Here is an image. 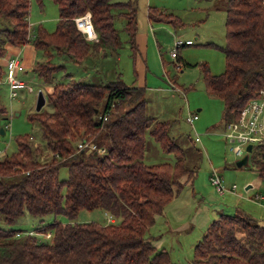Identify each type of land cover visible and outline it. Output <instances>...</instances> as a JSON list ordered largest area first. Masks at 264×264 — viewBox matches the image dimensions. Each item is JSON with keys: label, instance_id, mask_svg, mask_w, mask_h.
I'll return each mask as SVG.
<instances>
[{"label": "trees", "instance_id": "trees-1", "mask_svg": "<svg viewBox=\"0 0 264 264\" xmlns=\"http://www.w3.org/2000/svg\"><path fill=\"white\" fill-rule=\"evenodd\" d=\"M51 1L58 8L55 29L39 24L30 35V0H0V19L11 23L3 30L0 57L5 56V44L28 43L48 57L62 55L76 63L92 52H116L122 45L116 17L124 19L123 30L135 47L136 1ZM85 12L91 14L97 42L86 41L75 27L74 18ZM225 14L223 72L212 74L206 63L195 64L205 91L223 103L224 127L264 88V0H226ZM148 18L173 25L179 21L151 9ZM62 67L46 60L32 68L44 83L52 84L46 99L53 108L28 115L40 126L45 150L24 134L15 138L16 151L0 159V215L7 226H0V264H171L168 251L145 236L193 176L183 149L170 134V121L146 115L142 88L126 86L119 78L85 83L70 74L66 81L55 82L54 73ZM6 73L0 65V80ZM7 115L0 99V120ZM146 132L175 155L173 163L144 162ZM82 140L106 152L86 156L87 151L76 149ZM254 163L264 177V161ZM60 167L67 169L66 179L59 178ZM81 209H100L114 222L53 221L36 228L41 234L50 232L48 242L12 228L24 214L40 222L48 214L73 221ZM193 253L191 264H264V225L246 215L219 214Z\"/></svg>", "mask_w": 264, "mask_h": 264}, {"label": "rangeland", "instance_id": "rangeland-1", "mask_svg": "<svg viewBox=\"0 0 264 264\" xmlns=\"http://www.w3.org/2000/svg\"><path fill=\"white\" fill-rule=\"evenodd\" d=\"M133 1L137 3V34L145 35V44L147 43L142 55L145 67L142 70L146 74V115L171 122L170 134L184 151L186 168L193 171V176L166 204L163 212L156 217L154 225L147 229L145 236L157 248L163 247L168 251L171 264H191L194 245L201 239L209 223L219 214L246 215L264 225V177L259 176L254 165L257 153L254 151L248 154L244 165H236L240 157L230 151V144L223 136V103L205 91L200 69L195 66L204 62L212 74H219L224 70L221 47L225 44L226 0ZM149 7L172 14L183 26L173 28L170 23H155L153 20L148 22ZM57 19L58 8L51 0H43L42 6L36 0H30V35L35 33L39 24L46 30L53 31ZM123 23L122 17L115 18L117 32L122 41L121 48L116 52L107 50L104 57L99 54L95 66V60L83 65L66 61L62 55L48 57L43 50L38 49L31 55V63L49 60L62 65L54 73L55 82L66 81L67 74H71L74 79L85 83L103 84L120 78L126 86H138L141 75L138 63L141 56L129 44ZM9 25L11 23L7 19H0V45L1 37H4L3 30L9 28L6 27ZM176 38L190 40L191 44L172 49ZM172 51L175 57L171 56ZM2 69L5 73V68ZM20 78L26 84L17 89V96L12 100L5 84V75L0 83V99L8 114L6 120H0V126L5 130V134L0 136V159L16 151L15 138L19 135H30L34 144L45 150L40 126L38 122L30 121L28 115L36 112L38 91H42L46 99L49 85L52 84L44 83L31 69ZM27 86L33 91H27ZM51 105L46 99L42 109L50 111L53 108ZM188 112H197L198 115L193 121V128L186 120ZM194 131L200 135V143L193 141ZM145 139L147 148L143 159L146 164L175 161V155L165 152L148 132ZM87 154L89 153L86 152L85 155L88 156ZM212 169L222 177L226 189L223 194H218L210 183ZM58 175L60 179H66L67 169L60 167ZM181 180H185V177ZM62 193H65V189H62ZM53 221L110 223L108 213L100 209H81L73 221L61 214H48L40 222L29 214H24L12 228L33 232L40 240L48 242L50 238L37 232L36 228ZM0 226L7 228L1 215Z\"/></svg>", "mask_w": 264, "mask_h": 264}, {"label": "built area", "instance_id": "built-area-1", "mask_svg": "<svg viewBox=\"0 0 264 264\" xmlns=\"http://www.w3.org/2000/svg\"><path fill=\"white\" fill-rule=\"evenodd\" d=\"M74 23L76 29L82 34L86 41H98V36L94 29L90 12H85L82 15L76 16L74 18ZM188 44H191L190 40L184 41L176 38L174 40V48L172 49ZM171 56L175 57L173 51L171 52ZM5 67L7 70L6 80L8 83L9 97L12 100L17 96V89L25 85L16 77V74L22 72L25 69V66L18 55H13L6 59ZM27 91L32 92L33 90L30 86H27ZM197 118V112H188L186 116V120L191 124L192 128L193 121ZM104 119H106V117H104ZM223 136L230 144V151L235 156L241 158L244 154H250L255 151V153H257V160L264 161V88L259 91L257 97L248 100L244 104L234 120L229 121L225 125ZM193 141L201 142L200 135L196 132ZM247 145L251 146L250 152L246 151ZM76 149L78 151H87L89 153L93 152L94 154H104L106 152L104 147H99L93 143L86 142L85 140L78 142ZM210 183L218 194H223L226 191L222 182V177L214 169H212ZM233 187L234 186H232V188ZM113 220L114 219L109 216V221L113 222ZM28 233L32 234L33 232ZM16 235L19 236L18 233ZM46 236L50 237V233H47Z\"/></svg>", "mask_w": 264, "mask_h": 264}, {"label": "crops", "instance_id": "crops-1", "mask_svg": "<svg viewBox=\"0 0 264 264\" xmlns=\"http://www.w3.org/2000/svg\"><path fill=\"white\" fill-rule=\"evenodd\" d=\"M136 6H137V3H136ZM150 9H155V11H157V8H150L149 7L148 11H150ZM157 12L160 13L162 11H157ZM162 13H164V12H162ZM147 18H148V15H147ZM149 21H151V20L148 18V22ZM154 22L157 23V21H154ZM29 26H30V24H29ZM182 26H183V24L180 21H178V23L172 25L173 28H175V27H182ZM145 38H146L145 35H142V34H139V33L137 34V11H136V33H135V36H134V46H135L134 48L137 50V52L141 56V60L138 63V69H139V72L141 73V75H140V80H139L140 83H139L138 86H135V87L142 88L144 90V95H145V88H146V83H145L146 74H144L145 73V70H142V69L145 68L144 67V64L142 62V55L144 54V51L147 48V43L145 44V42H146V39ZM4 47L6 49V53H5V56L4 57H0V65L1 66H4L5 65V61H6V59L8 57L13 56V55H18L22 59V61L24 63V66H25V69L22 72H18L16 74V77L19 80H21L24 84H26L25 81H23L20 78V76L22 74L24 76L27 75V70H30L31 69V71H32V68H33V66H34L35 63H31L32 62L31 55H33L35 53L34 51L37 50V49H35L32 44H30V46H28V47H27V44L24 45V46H22V47L12 46V45H9V44H5ZM132 50H133V48H132ZM99 54H101V57L106 56V54H104L103 51H98V52H94V53L92 52V53H90V55L86 56L84 58V60L82 62H80L79 64L87 65L88 62L95 60L94 61V66H95V64H97V60H98ZM180 62H183V61H180ZM96 73L99 74L97 71H96ZM70 77H72L71 74H70ZM5 84L8 86V83H7V80L6 79H5ZM49 86H50L49 87V93H50L51 90H52V85H49ZM43 95H44V93H43ZM145 101H146V99H145ZM45 102H46V99H45ZM145 109H146V111L148 109V107H147V101H146V108ZM153 117H155L156 119H159L157 116H153ZM110 222H112V221H110ZM113 222H114V220H113Z\"/></svg>", "mask_w": 264, "mask_h": 264}, {"label": "water", "instance_id": "water-1", "mask_svg": "<svg viewBox=\"0 0 264 264\" xmlns=\"http://www.w3.org/2000/svg\"><path fill=\"white\" fill-rule=\"evenodd\" d=\"M246 85L247 84H244V87H246ZM44 104H45L44 95H43L42 91H38L37 97H36V103H35V111L36 112L40 111L42 109V107L44 106ZM4 134H5V132H4L3 127H0V136L4 135ZM250 150H251V146L247 145L246 151L250 152ZM247 157H248V154H244L240 159H238L236 161V165L239 167L244 165L246 163Z\"/></svg>", "mask_w": 264, "mask_h": 264}]
</instances>
